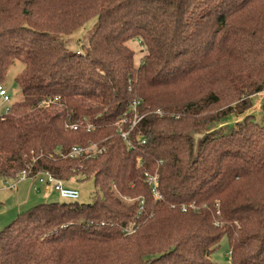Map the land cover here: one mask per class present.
I'll list each match as a JSON object with an SVG mask.
<instances>
[{
    "label": "trees",
    "instance_id": "1",
    "mask_svg": "<svg viewBox=\"0 0 264 264\" xmlns=\"http://www.w3.org/2000/svg\"><path fill=\"white\" fill-rule=\"evenodd\" d=\"M95 18L71 51L64 38ZM17 62L0 179L50 172L96 191L20 213L0 264H214L225 237L231 264H264V100L262 124L227 125L264 93V0H0V85ZM135 102L129 150L118 124ZM90 145L101 152L70 157Z\"/></svg>",
    "mask_w": 264,
    "mask_h": 264
},
{
    "label": "rangeland",
    "instance_id": "2",
    "mask_svg": "<svg viewBox=\"0 0 264 264\" xmlns=\"http://www.w3.org/2000/svg\"><path fill=\"white\" fill-rule=\"evenodd\" d=\"M98 23V19L90 20L82 29L74 33L68 38H64L68 42V47L71 51H80L81 46L87 44V41L91 34L94 32L96 25ZM132 50H134L136 57V64L139 66L142 57L146 53L145 47L140 40H133L127 44ZM25 65L23 63L17 62L14 66H12L8 72L7 79L3 84L4 88L7 90L8 95L10 97L9 102H5L3 98H0V115H4L8 109L15 103L22 101L23 95L22 92L17 85L15 79L16 77L24 70ZM264 100V93H260L252 98L253 107L247 111L245 114L237 116L233 115L227 121V125L231 126L237 121H242L246 116L252 115L255 120L262 124L263 123V113L261 111V105ZM225 127V126H224ZM17 188L20 189V196L25 198L23 202L17 200H11L7 202V206L4 208V202L0 201V212L4 208L6 215L5 221L0 216V232L7 225H9L20 212L27 211L34 206L43 204V203H51V202H71L68 200L62 199L58 194L50 189L48 195H45L46 186L39 185L36 180L27 179V180H2L0 179V197L5 193L11 192L13 195L15 194V190L9 189L10 184H16ZM65 184L72 188L77 189L80 192V198L76 201L80 204H89L93 201V197L95 194V183L93 179L82 180L81 177L72 178L70 181H66ZM34 187H36L39 192L35 191ZM39 187V188H38ZM2 188V189H1ZM2 190V191H1ZM11 193H8L12 195ZM21 206V207H20ZM23 206V207H22ZM19 210V211H18ZM21 210V211H20ZM4 211V210H3ZM11 211V212H10ZM3 213V212H2ZM212 261L214 264H231V255H230V246L228 239L225 237L221 241L219 248L212 254Z\"/></svg>",
    "mask_w": 264,
    "mask_h": 264
},
{
    "label": "built area",
    "instance_id": "3",
    "mask_svg": "<svg viewBox=\"0 0 264 264\" xmlns=\"http://www.w3.org/2000/svg\"><path fill=\"white\" fill-rule=\"evenodd\" d=\"M0 98H3V100L5 102L10 101V97L8 95V92L4 88L3 85H0ZM138 106H139V102H135L133 104V108H132L131 113L134 114L133 115L134 119H133L132 123H130V118L128 117V118H124L123 120H121L118 124V126L120 127L119 128L120 136H121L122 140L124 142H126L129 150L134 147V145L130 139V133L136 127V125L140 122V120L142 119L141 117L138 116V112H137ZM8 111H9V109H8ZM128 123L131 124V128H130V130L125 131L123 125H127ZM69 128L71 130H77L79 128V125L73 124V125H70ZM91 129H94L92 127V125H90L88 131H90ZM142 143L145 144V141L143 140ZM97 149L98 148L95 145H90L87 147L76 146L71 150L70 157H72V158H74V157H91V156L97 155L99 152H101V151H98ZM27 179L36 180L39 183V185H44V186H46L47 189H53L64 200L76 202L80 198V192L77 189L72 188L70 186H67L64 181L58 180L50 172H41L35 176H31V174L28 171H24V172L20 173V175L18 176L17 182L21 181V180H27ZM146 182L152 188V192L155 195V198L161 199V196H160L159 191H158V186H159L158 177L155 175L146 174ZM9 187H10L9 189H11V190H16L17 189V183L16 184H10ZM124 231L126 233H132V229L131 230L125 229Z\"/></svg>",
    "mask_w": 264,
    "mask_h": 264
},
{
    "label": "crops",
    "instance_id": "4",
    "mask_svg": "<svg viewBox=\"0 0 264 264\" xmlns=\"http://www.w3.org/2000/svg\"><path fill=\"white\" fill-rule=\"evenodd\" d=\"M39 188V187H38ZM46 188V187H45ZM2 189V188H1ZM34 189H35V191H37V192H39L40 191V189L38 190L36 187H34ZM50 189H47L46 188V190H45V192L43 191V193H45V195H48L49 194V191ZM2 191V190H1ZM13 191V190H12ZM16 191V190H15ZM0 193H2V192H0ZM8 193H11V192H8ZM8 193H5L4 195H1V197H0V201H2V202H4V203H2L3 204V206H4V208L7 206V202L8 201H11V200H19V201H21V202H23L24 200H26L25 198H23L24 197V195L21 197L20 196V189H18L17 188V191L15 192V194L13 195V193H11L12 195H10V194H8ZM59 196V195H58ZM21 207V206H20ZM23 207V206H22ZM2 209L1 211L3 212H0V216L3 218V221H5V219H6V215H8L7 213H4L5 212V209ZM4 210V211H3ZM19 211V210H18ZM21 211V210H20ZM11 212V211H10ZM20 213H22V212H20ZM19 213V214H20ZM18 214V215H19ZM3 221H0V223H3Z\"/></svg>",
    "mask_w": 264,
    "mask_h": 264
}]
</instances>
